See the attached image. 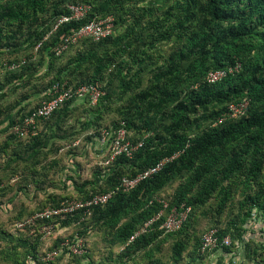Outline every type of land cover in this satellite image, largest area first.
Instances as JSON below:
<instances>
[{"label":"trees","instance_id":"obj_1","mask_svg":"<svg viewBox=\"0 0 264 264\" xmlns=\"http://www.w3.org/2000/svg\"><path fill=\"white\" fill-rule=\"evenodd\" d=\"M78 3L88 4L85 15L52 30L59 17L69 14L68 5ZM46 13L48 23L37 25ZM106 16L114 18L111 35L100 40L80 37L56 54L66 36L88 20ZM168 42L172 45L163 55L159 49ZM79 44L84 47L58 63L68 48ZM33 48L41 53L37 61V53H31L18 62L8 60L0 69V126L5 124L6 132L0 142V264H27L29 258L43 264L41 256L55 248L59 255L45 264H82L86 257L90 264H195L207 253L200 252V243L209 230L196 234L192 221L198 210L215 217V228L210 229H215L218 241L212 248L220 254L217 264H264V0H0V53L15 58ZM150 50H156L157 58ZM216 70L226 74L209 82L207 74ZM46 73L52 77L38 85ZM145 73L148 82L140 87ZM64 81L72 88L97 84L100 96L94 104L87 94L65 101L38 121L34 135L30 129L22 136L14 133L16 121L50 98L46 93L52 84ZM76 101L92 114L82 122L83 129H95L87 133L92 144L102 129L120 126L131 142L143 143L131 157L121 154L107 164L109 151L97 148L101 160L78 193L47 192L43 186L59 149L48 139L71 117ZM117 101L120 105L113 107ZM243 102V112L233 116L229 106ZM111 110L118 119L101 126L103 113ZM48 152L54 154L45 162ZM176 152L132 189L118 188L122 177H134ZM15 174L26 189L32 187L29 198L26 192L9 195L4 184ZM82 174L80 163L69 158L64 184ZM173 184L164 201L161 193ZM105 192H112L106 204L93 207L84 221H78L79 213L54 219L58 226L49 236L39 231L47 221L15 226L64 198L86 199ZM181 204L190 207L185 221L165 232L160 224ZM234 205L235 212L220 225L218 218ZM75 225L80 230L63 233ZM94 232L100 237L97 246L105 247L97 261L89 239ZM75 236L81 237L85 251L68 254L62 242ZM224 237H229L228 245L221 244ZM240 247L242 260L237 263Z\"/></svg>","mask_w":264,"mask_h":264},{"label":"built area","instance_id":"obj_2","mask_svg":"<svg viewBox=\"0 0 264 264\" xmlns=\"http://www.w3.org/2000/svg\"><path fill=\"white\" fill-rule=\"evenodd\" d=\"M68 8L69 14L59 17L54 23L52 30H55L57 26L63 22L81 19L88 11L89 6L78 3L70 4L68 5ZM113 28L114 18L112 16H106L102 19L92 18L85 22L77 31L66 36L63 39L62 46L55 48V52L56 54H59L63 49L66 48L67 44L74 43L80 37H89L93 40L105 38L112 34ZM225 74L226 72L222 70L210 71L206 78L209 82H213L220 79ZM100 93L101 91L97 84H82L78 87L72 88L68 87L65 81L54 83L50 86L46 93L50 96V98L43 100L31 114L26 115L21 121H16L12 130L18 136H22L28 129H30L29 133L34 135L37 133L38 121L40 119H46L49 117L50 114L65 101L71 98L80 99L87 94L91 100V103L94 104L100 96ZM245 104L246 102L239 103L237 105L231 104L229 106L231 114L233 116L241 114ZM95 140L101 149L105 148V151H109V157L105 161L106 164L121 154L131 157L133 151L139 148L143 143L142 141H137L136 143L131 142L127 138V131L123 126H120L116 130L102 129ZM178 154L179 152H176L170 157L163 158L154 165L147 167L146 169L137 173L134 177H122L120 179L118 188L122 189L123 191L132 189L139 181L151 177L161 169L165 162L170 161ZM111 195L112 192H105L94 194L93 196L86 199L64 198L57 206H45L26 219L18 221L15 226L16 228H23L26 226H31L37 221H47L46 223L41 224L39 228V231L42 232L43 237H46L49 236L58 226V222L56 223L54 219L79 213L80 217L78 221H84L85 218L91 213V209L93 207L106 204ZM159 201L163 203V207L167 205L163 200L160 199ZM189 210L190 207H185L183 204H181L178 208H171L159 227L165 232L177 230L185 221ZM161 212L162 211H160L152 220L148 221L140 229L134 232V234L129 237L128 242L132 241L137 235L144 232L147 225L150 224L154 219L158 218L162 214ZM229 243V237H224L221 240V244L228 245ZM217 245L218 241L217 237L215 236V229H209L203 233L200 243L201 253L208 252ZM62 246L65 248V250H67L68 254L78 255L85 251L83 240L78 236H75V238L71 241H63ZM59 253L60 250L55 248L42 255L40 260L43 264H45L47 261L54 260L59 255ZM27 264H35V262L29 258L27 260Z\"/></svg>","mask_w":264,"mask_h":264},{"label":"rangeland","instance_id":"obj_3","mask_svg":"<svg viewBox=\"0 0 264 264\" xmlns=\"http://www.w3.org/2000/svg\"><path fill=\"white\" fill-rule=\"evenodd\" d=\"M86 5H88V4H86ZM48 21H49V15L47 13L42 14V15H40V18L37 21V25H40V26L44 25L45 26L48 23ZM9 28H11V27H9ZM121 30L122 29H116V32L121 31ZM170 45H172L171 42L161 44V47L159 49L160 53H162L163 55H166L167 52L169 51ZM83 47H84L83 44H79L77 46H72V47L68 48V50L61 55V58L58 60V63L61 61H64L69 55H72L73 52L76 51L78 48L81 49ZM31 53L32 54L37 53L34 56L35 57L34 61H37L38 57L41 55V53L38 50H34V48H33V50L23 49L22 51H20V54L18 56H16L15 58H10L11 55H9L6 52L0 53V69L4 70L7 67V65H9L7 62L8 60L13 59L14 62H18L21 58L26 59V57ZM150 53H153V57L157 58L158 54H157L156 50H150ZM2 64H3V66H2ZM43 68H44V62L43 63L41 62L40 72H39L40 75L42 73H44ZM0 73H3V72L1 71ZM51 77H52V73H48V74L46 73V74H43V78L41 80H39V81L37 80L36 82L38 83V85L45 84ZM148 77H149V74H147V73H145L141 76L140 87H144L147 84ZM3 91L9 92L10 90L8 87H4ZM17 91H19V90H17ZM17 91L15 90V92H17ZM30 91L32 92L33 90H30ZM36 95L39 96V94H37V93H36ZM76 104H77V108L71 114V117L68 118V120L66 121V123H64L62 128L55 129L53 137L48 139L49 143L53 141L52 145H54L55 147H58L59 149H58V151L55 152L56 157L54 159L56 160L55 161L56 164H55L53 169H50V170H52L49 172L51 175H50V177H48L45 180V184L43 186L46 188L47 192H56V193H61V194L67 193V194H72V195L78 193V189L80 188L81 183L87 179H90V177L92 178L94 176V174H95L94 168L97 167L98 162L101 160V157H102V155L97 152L99 150H97L98 147L96 145V142H94V144H92L93 139L92 140L87 139V133H89L95 129H89V128L83 129L82 128V122L84 120H89L92 114L91 113L89 114L87 112V109H83V108H85L84 107L85 105L82 102L76 101ZM112 105H113V107L114 106L117 107L120 105V102H118V101L113 102ZM117 119H118V115H117L115 110L105 111L102 115V119L100 121V124H102L101 126L108 125L111 123V121H114ZM5 123H7V120L5 121ZM4 125L0 126V142L4 139V137L6 135V132L3 131ZM94 141H96V140H94ZM85 143H87L86 146H85ZM93 145L95 148H93ZM53 154H54L53 152H48L47 156L43 157L42 159L45 162H47V160L49 158L53 157ZM72 155H74V157ZM39 157H42V154ZM69 158H72L73 160H76L78 163H80L83 174H82V176L78 177L76 182L75 181L74 182L73 181H71V182L67 181L66 184H64V182H63L64 165L67 163V160ZM6 182L7 183H5L4 185L8 186L9 192H10L9 195L12 194L15 196L19 193L21 194V193L26 192L28 194V196H25V197L26 198L30 197V195H31L30 192L32 190V187L27 186V189H30V190H27L25 188V185H24L22 179L17 174H15L11 178L7 179ZM62 183H63V186H62ZM174 185L175 184L166 187L163 190V192L161 193L160 196L164 199V201L165 200L167 201L169 199V196L172 193ZM235 197H237V196H235ZM44 200L47 201V197H45ZM235 208H236V206L234 205L233 208L228 209L229 212L225 211L224 214L220 218H218L219 222L221 221L220 225H223L224 221L226 219L230 218L232 213L235 212ZM192 226L195 228L196 234L200 236L207 229L215 228V217H213L210 212L206 213L205 215H202L200 210H198L195 217H194V220L192 221ZM77 230H80V228L78 227V225H75L71 228H68L63 233L69 234V233H71L73 231H77ZM89 239H90V244H91V242L93 243V246H92L93 257H94L95 261H97V259H99L100 255H101L102 250H104L105 247L101 246V248H102L101 249V248H99V246H97V243L100 240L99 234L97 232H94ZM169 243H170V241L167 242V249H168ZM98 250H101V251H98ZM119 250L120 249H118L116 251H119ZM242 251H243L242 247L238 248L239 253L235 257V261L237 263H239L242 260L241 259ZM89 256H90V254H89ZM219 256H220L219 251H213V249H212V250H209L206 254L202 255V259L196 261L195 264H217V261L219 260ZM186 260H187V258H186ZM226 260H227V257H224L222 262L226 263ZM89 261H90V257H86L85 259H83L82 264H90ZM184 261H185V259H184Z\"/></svg>","mask_w":264,"mask_h":264},{"label":"crops","instance_id":"obj_4","mask_svg":"<svg viewBox=\"0 0 264 264\" xmlns=\"http://www.w3.org/2000/svg\"><path fill=\"white\" fill-rule=\"evenodd\" d=\"M35 97V96H34ZM96 145H97V147L99 148V149H101L100 147H99V145L97 144V142H96ZM61 231H63V230H60L59 232H61Z\"/></svg>","mask_w":264,"mask_h":264}]
</instances>
